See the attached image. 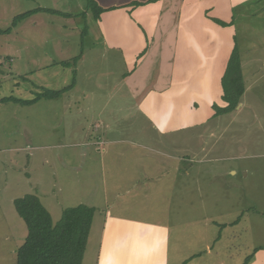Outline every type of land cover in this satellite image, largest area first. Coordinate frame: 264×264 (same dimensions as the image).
I'll use <instances>...</instances> for the list:
<instances>
[{
  "label": "rangeland",
  "instance_id": "rangeland-1",
  "mask_svg": "<svg viewBox=\"0 0 264 264\" xmlns=\"http://www.w3.org/2000/svg\"><path fill=\"white\" fill-rule=\"evenodd\" d=\"M14 2L0 0V264H17L28 237L15 206L27 195L54 227L68 208L95 209L85 264H99L96 233L108 213H159L182 264L255 262L264 252V0L238 6L230 23L246 88L240 106L170 134L118 92L126 70L103 50L92 0ZM22 10L34 12L13 27ZM73 83L56 99L2 102Z\"/></svg>",
  "mask_w": 264,
  "mask_h": 264
},
{
  "label": "crops",
  "instance_id": "crops-1",
  "mask_svg": "<svg viewBox=\"0 0 264 264\" xmlns=\"http://www.w3.org/2000/svg\"><path fill=\"white\" fill-rule=\"evenodd\" d=\"M94 1L104 9L98 18L103 50L118 56L126 70L118 92L134 102L145 121L170 134L219 117L213 107L227 106L222 80L235 37L230 23L234 10L252 0ZM13 5H21V0ZM26 38L23 49L28 48ZM112 216L105 215L104 229L96 233L99 264L184 261L178 252L170 253L171 227L159 213L150 214L153 219ZM92 228L83 264L92 248ZM252 264H264L263 251Z\"/></svg>",
  "mask_w": 264,
  "mask_h": 264
},
{
  "label": "trees",
  "instance_id": "trees-1",
  "mask_svg": "<svg viewBox=\"0 0 264 264\" xmlns=\"http://www.w3.org/2000/svg\"><path fill=\"white\" fill-rule=\"evenodd\" d=\"M99 18L104 9L92 0ZM29 11L18 15L13 21V27L26 17L33 14ZM7 29L5 33H9ZM0 34L4 31L0 30ZM75 60H79V57ZM65 64V63H64ZM222 99L227 103L226 107L214 105L216 116L234 113L242 103L246 93L242 75L241 57L237 46L233 50L227 70L222 80ZM74 83L60 91H46L33 100H19L13 98L3 99L2 102L13 101L29 106L38 100L56 99L63 93L71 90ZM18 214L28 227V237L19 248L17 264H83V259L92 227L95 209L86 205L68 208L64 211L61 223L54 227L52 216L40 199L35 195H27L15 201ZM259 250V249H258ZM252 257L245 263L249 264Z\"/></svg>",
  "mask_w": 264,
  "mask_h": 264
}]
</instances>
